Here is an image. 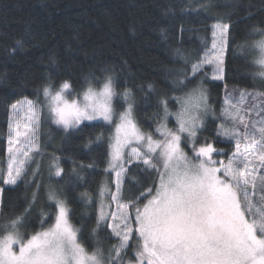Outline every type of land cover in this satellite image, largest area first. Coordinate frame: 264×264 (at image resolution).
<instances>
[{
  "label": "snow or ice",
  "instance_id": "obj_1",
  "mask_svg": "<svg viewBox=\"0 0 264 264\" xmlns=\"http://www.w3.org/2000/svg\"><path fill=\"white\" fill-rule=\"evenodd\" d=\"M240 6L247 12L245 19L252 20V5ZM216 7L215 0H187L179 9L181 15H215L210 47L205 36L200 49L185 48L183 23L176 26L175 37L170 23L155 26L174 60L182 61L165 66L167 90L155 82L129 86L122 77L126 61L97 66L82 75V82L61 77L57 53L43 64L38 82L30 76L18 82L21 89H32L31 98L21 93L4 101L9 118L6 167L0 163V264H264V80L251 91L229 89L225 83L223 102L213 104L206 81L226 80L225 56L234 27L231 14H216ZM176 14L171 4L161 8L165 20ZM261 25L264 20L253 21L246 36L247 47L259 53L254 78H264ZM136 27L130 24L129 31L135 34ZM255 35L261 39L253 42ZM35 47L30 27L17 34L0 30L5 61L15 62L18 54L27 55ZM10 77L0 72V85H8ZM136 90L145 93L146 103L157 98L152 116L156 126L150 131L139 119ZM171 101L179 105L175 111ZM210 119L215 126L209 132ZM84 121H103L110 129L107 137L101 132L83 145L92 152L94 144L106 143L103 172L108 179L98 185L95 199L88 191L79 195L82 202L99 205L91 251L80 242L84 226L73 223L75 210L66 185L85 181L84 173L97 170L99 161L67 157L72 168L66 171L61 164L65 157L47 153L50 141L44 139L49 125L69 136ZM222 141L231 145L229 151L218 146ZM44 158L46 186L36 181ZM21 182L34 190L17 213L5 201L4 186L14 189ZM41 191L46 205L40 204ZM37 207L39 230L21 232ZM102 232L108 244L100 239Z\"/></svg>",
  "mask_w": 264,
  "mask_h": 264
},
{
  "label": "trees",
  "instance_id": "obj_2",
  "mask_svg": "<svg viewBox=\"0 0 264 264\" xmlns=\"http://www.w3.org/2000/svg\"><path fill=\"white\" fill-rule=\"evenodd\" d=\"M187 3V0H2L0 3V30L11 34L22 32L25 27H30L35 35L37 47L33 48L27 55L18 54L15 62L5 61L3 52H0V72L7 71L11 74L8 85H0V163H5L7 130L9 113L4 101H12L19 98L21 93L31 98L32 86L27 90L18 87L25 76L38 82L47 58L52 53H57L61 58V77L70 76L74 81L82 82V75L96 71L97 66L116 65L120 66L126 61V71L122 73L123 80L129 86L134 83L155 82L160 88L168 89L170 78L164 71L165 66L172 67L182 61L174 60L168 46L162 42L154 31L157 23L171 24L173 37L176 36V26L183 23L187 31L183 34V46L196 51L201 48V41L205 36L211 39V26L216 23L215 15L201 13L197 15L192 12L181 15L179 9ZM216 14H231L234 27L231 30L230 47L225 56L226 80L206 81L213 104L223 102L225 89L235 86L238 89L248 88L259 84L261 77H253L254 70L258 66L253 62V55L245 52L246 36L248 26L253 21L264 20V4L261 0H215ZM173 5L177 10L175 17L165 20L161 15V8ZM252 5L254 16L252 20L245 19L247 12L245 7ZM236 5V7H233ZM136 24V32L129 31V25ZM264 27V25H261ZM260 36L255 35L253 42ZM234 39V42L232 40ZM71 45V50H69ZM173 46L175 42L173 41ZM43 62V63H42ZM123 82V81H122ZM176 92L173 95H180ZM145 93L136 90L137 113L143 121L145 130L155 128L152 120L153 113L157 111V98L152 96L146 103L143 99ZM175 101L170 102L174 109ZM170 124V123H169ZM171 125V124H170ZM215 126L210 119L209 132ZM109 127L100 121L83 122L80 129L72 131L66 136L57 126L49 125L45 128L47 136L45 140L50 141L46 152L63 156L62 167L66 171L72 168V162L67 157L87 162L89 158L95 157L99 161V168L95 171L85 172V181L78 182L75 187L66 185L72 196V207L75 210L73 223L77 226L83 224V237L80 242L92 250L96 245L92 236V228L95 227L97 204L90 205L82 202L79 195L88 191L95 199L98 185L107 178L103 172L105 166L106 143L94 144L93 151L89 152L83 147L89 138L103 132L105 137L109 135ZM206 135L208 133H205ZM220 147L229 151L231 145L228 142H220ZM48 160L44 158L41 175L36 181L42 185H48L49 173L47 169ZM55 183V181H53ZM5 201L19 213L25 207V197L34 190V185L19 183L14 189L4 186ZM41 205H46L45 193L41 191ZM39 207H37L29 218L27 230L29 233L34 229L39 230L38 222ZM102 232L100 239L104 244L109 242L104 239ZM79 238V234H78ZM115 242L114 240L112 241Z\"/></svg>",
  "mask_w": 264,
  "mask_h": 264
},
{
  "label": "rangeland",
  "instance_id": "obj_3",
  "mask_svg": "<svg viewBox=\"0 0 264 264\" xmlns=\"http://www.w3.org/2000/svg\"><path fill=\"white\" fill-rule=\"evenodd\" d=\"M259 39H261V37H259L258 38V40ZM244 47H246L245 49H244V51L246 52H249V54L250 55H253L252 57H253V61H254V59H258L259 58V53H258V50H255V49H251V48H248L247 47V45L246 46H244ZM255 53V54H254ZM256 66H258L257 68L259 69V65H256ZM261 79H262V77H261ZM263 80H264V78H263ZM232 87H230L229 89H231ZM241 90H243V89H241ZM225 95V94H224ZM224 99V98H223ZM174 106H175V108L174 109H171V110H173V111H175L177 108H179V105L175 102V104H174ZM84 122H95V121H84ZM100 122H103V121H100ZM103 123H105V122H103ZM169 123L171 124H169V127H173V126H175V120H174V118H169ZM220 147V146H219ZM6 148H7V146H6ZM223 148V147H222ZM225 149V148H224ZM6 160H7V153H6V158H5V163H4V166L6 167ZM105 166H106V164H105ZM105 166H104V168H105ZM104 180L103 181H105V180H107V178H103ZM98 208H99V205H98V203H97V212H98ZM96 223V222H95Z\"/></svg>",
  "mask_w": 264,
  "mask_h": 264
}]
</instances>
